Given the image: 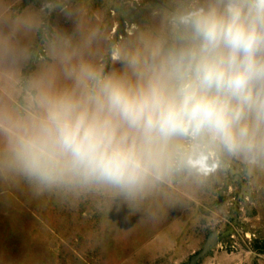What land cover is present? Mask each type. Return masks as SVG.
Returning a JSON list of instances; mask_svg holds the SVG:
<instances>
[{
	"label": "clouds",
	"instance_id": "clouds-1",
	"mask_svg": "<svg viewBox=\"0 0 264 264\" xmlns=\"http://www.w3.org/2000/svg\"><path fill=\"white\" fill-rule=\"evenodd\" d=\"M52 13L77 15L42 0L0 16V177L139 207L219 158L264 171V0H151L144 27L103 46L51 28ZM37 33L51 63L25 74Z\"/></svg>",
	"mask_w": 264,
	"mask_h": 264
},
{
	"label": "rangeland",
	"instance_id": "rangeland-1",
	"mask_svg": "<svg viewBox=\"0 0 264 264\" xmlns=\"http://www.w3.org/2000/svg\"><path fill=\"white\" fill-rule=\"evenodd\" d=\"M42 0H0V16L26 17ZM151 0H70L77 15L52 13L51 28L90 30L124 41L148 23ZM27 42V39H26ZM25 74L51 63L41 35L31 37ZM206 178L174 177L132 207L119 196L37 194L0 177V264H264V171L219 158ZM216 231L217 243L191 262Z\"/></svg>",
	"mask_w": 264,
	"mask_h": 264
},
{
	"label": "water",
	"instance_id": "water-1",
	"mask_svg": "<svg viewBox=\"0 0 264 264\" xmlns=\"http://www.w3.org/2000/svg\"><path fill=\"white\" fill-rule=\"evenodd\" d=\"M216 243H217V234H216V231L214 230L209 234L202 249L197 254L191 257V262L194 263L196 260L204 257L209 252L210 248L215 246Z\"/></svg>",
	"mask_w": 264,
	"mask_h": 264
}]
</instances>
